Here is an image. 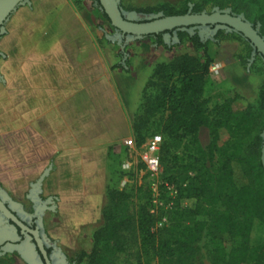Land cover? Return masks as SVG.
<instances>
[{
    "label": "rangeland",
    "instance_id": "374dc122",
    "mask_svg": "<svg viewBox=\"0 0 264 264\" xmlns=\"http://www.w3.org/2000/svg\"><path fill=\"white\" fill-rule=\"evenodd\" d=\"M66 1L70 2V7L80 15L82 25L96 44L104 63L111 65V72L121 74L116 77L114 73H111L113 78L115 77L112 78L115 84L114 91L118 93L120 99L124 102L128 125L133 119L135 120L137 115L141 114L144 108L143 102L152 99L154 88L147 86V84L150 82L152 70L156 63L169 61L172 57L185 52L200 54V51H196L187 39L183 38L184 40L181 43H177L179 41L177 36L173 38L167 35L161 36L165 45L163 43L158 44L155 38L147 37V35L137 39L131 38V36L119 37L114 32L115 27L112 26L108 17L103 15L105 13L99 2L96 0ZM46 4L47 2H35L34 6L46 8ZM235 4L230 3L220 9L229 8L231 13L237 15L236 10H233V7L236 9ZM27 5L31 7V0ZM161 5L168 6L176 12L183 13L186 11L187 13L193 4L188 3L187 0H119L118 2V6L125 15L133 12L126 10V6L155 9ZM245 5L251 9V12L249 18L244 17L252 24L255 14L264 12V0H257L251 4L247 2L241 4V6ZM24 7L27 6L24 5ZM49 7L55 8L54 5ZM213 8L215 7L210 8L208 11H202L210 13ZM158 13L161 12L153 10L148 15L136 13L137 21H146L148 17ZM193 30L190 29V31ZM198 30L202 31L203 27H199ZM259 31L260 26L258 25ZM0 37H2V34ZM200 37L202 41L208 42L207 51L213 59V62L209 65V73L202 91V97L206 100L205 107L211 110L232 95L237 96L233 102L234 109H240L247 103L255 102L259 96L261 86H264L263 57L257 53L253 54L252 47L248 48L245 38L233 30L222 31L217 35H212L208 31L203 34L200 32ZM117 65H122L123 68H119ZM103 91H105L104 88ZM97 93L102 94V89ZM31 99V104L34 105L35 102L46 113L48 112V106H52V104H48L46 97L37 96ZM87 99L88 104L96 103L94 97H88ZM146 127L147 129L142 130L144 136L142 141L134 142L135 139L130 134V126H128L125 136L117 142L120 149L113 153L114 159L111 163L112 185L115 188H124L125 190H130L132 187L141 184L144 185L149 190L153 208L162 210L165 218L169 217L170 220L178 222L182 228L191 226L197 220H205V217L201 215H186L183 212L185 208L195 206L197 175L207 168L218 166L225 156L222 151H214L213 159L209 160L207 150L212 139L209 129L201 128L197 132L196 138L184 139L174 144L171 147V153L164 162L160 163L157 172H151L141 160V154L145 150L147 139L152 134H159L161 142L164 136L159 132L157 124L152 126L147 124ZM237 129L235 136H230L226 131H221L217 142L223 146L227 145V155L235 159H242L248 156L256 146L258 135L263 140L264 110H253L249 114H242ZM31 131L32 129H28L26 135H30ZM125 140H130L132 147L126 145ZM226 140H229L230 143ZM98 156L99 154L95 153V158ZM49 163H52V161ZM35 179L36 177L15 175L0 176V193L25 213H30L31 209L36 206L38 209H36L35 214L39 223L42 218L45 224L48 220L52 221V215L49 209H44L46 206L48 208L47 199L46 196L38 192V186L33 185ZM48 200L50 203L56 201L54 198ZM100 205L101 201L99 199L92 200L83 197L72 201H63L62 210L65 215L66 228L69 229L64 230L61 226H54V230L51 229V231H53L52 237L55 238L58 235L61 238L59 243L62 251L68 252L67 254L72 252L70 256L66 257L70 261L77 249L90 246L89 232L99 222L100 211L98 208H100ZM77 221L81 222L79 224L82 227H86L88 224L87 228L80 229L77 232L75 223ZM41 226L43 227V225ZM43 231L46 232L44 227ZM0 236H2L1 232ZM4 242L3 240L0 243L3 249L0 251V264H24L22 257L12 252L13 246L9 248L10 245L4 244ZM262 243H264V223L256 222L250 233L249 253L253 254L256 246ZM199 244L201 247L196 256L197 262L199 264H215L211 259L210 252L213 243L210 242L209 237L205 236ZM152 264H155V262H152Z\"/></svg>",
    "mask_w": 264,
    "mask_h": 264
},
{
    "label": "trees",
    "instance_id": "16d2710c",
    "mask_svg": "<svg viewBox=\"0 0 264 264\" xmlns=\"http://www.w3.org/2000/svg\"><path fill=\"white\" fill-rule=\"evenodd\" d=\"M255 1L187 0L193 4L191 12L208 11L212 7L220 9L236 3L233 10L246 18H249L251 9L241 4ZM125 9L145 15L153 10L163 15L186 13L176 12L165 5L155 9L132 6ZM252 24L260 26V35L264 37V12L255 14ZM165 32L170 30L147 37L162 44L161 36ZM177 37V43L187 39L200 54L185 52L154 65L147 84L154 88L152 99L143 102L141 114L129 122L130 134L138 143L144 139L142 130L147 129L146 125L157 124L164 136L158 152L161 163L171 153L174 144L196 138L201 128L209 129L212 137L207 150L209 160L213 159L214 151H222L225 156L218 166L197 175L195 206L185 208L183 212L201 215L205 220H197L182 228L178 222L165 218L162 210L153 208L149 190L144 185L130 190L107 186L99 222L89 235L90 246L74 252L71 258L74 264H199L196 260L201 247L199 242L205 236L213 243L210 254L215 264H264V243L257 245L253 254L249 253L248 247L254 223H264L262 138L256 137V146L242 159L227 155V145L217 142L221 131L236 135L242 114L264 110V86H261L255 102L247 103L243 108L234 109L237 96L232 95L208 110L202 97L209 65L213 62L207 51L208 42L202 41L197 32L189 34L186 30H179ZM245 40L250 49L251 44Z\"/></svg>",
    "mask_w": 264,
    "mask_h": 264
},
{
    "label": "crops",
    "instance_id": "0c3cea01",
    "mask_svg": "<svg viewBox=\"0 0 264 264\" xmlns=\"http://www.w3.org/2000/svg\"><path fill=\"white\" fill-rule=\"evenodd\" d=\"M35 2H47L48 8ZM26 6L10 16L0 37V176L36 177L33 185L46 196L44 209L52 215L45 224L41 218L38 235L67 264L72 252L62 251L51 229H69L63 201L83 197L102 205L113 183V153L129 126L111 73L121 74L104 63L70 2L31 0ZM37 96L52 104L47 113L31 104ZM88 97L96 103L88 104ZM75 223L77 232L88 226ZM32 257L28 263L38 264Z\"/></svg>",
    "mask_w": 264,
    "mask_h": 264
},
{
    "label": "water",
    "instance_id": "95a60500",
    "mask_svg": "<svg viewBox=\"0 0 264 264\" xmlns=\"http://www.w3.org/2000/svg\"><path fill=\"white\" fill-rule=\"evenodd\" d=\"M103 12L108 17L112 26L122 33L129 34L131 38L137 39L146 35L159 33L165 30L173 28H181L184 30L189 25L199 24H216L215 29L220 27H226L229 30L236 31L247 39L253 48L262 55L264 59V37L258 32V25L255 27L245 19L243 14H233L230 9L213 8L212 12L206 13L202 11L200 13L190 12L191 9L185 14H173L162 15L158 13L154 16H150L146 21H137L136 13L129 12L125 15L118 6L119 0H98ZM30 0H0V34L5 31V24L10 16L21 6L27 5ZM205 30V29H204ZM213 30V31H214ZM253 51V54L255 53ZM263 140L260 149V161L264 168V132L262 134ZM6 198V197H5ZM7 199V198H6ZM11 202V201H10ZM12 204H14L12 202ZM0 212L1 214L11 220L21 230L31 233L37 243L38 249L42 253L47 264L48 258L46 256L45 249L42 245V241L38 235L37 228L29 229L24 225L4 204L0 199ZM5 236L0 237V243ZM11 246V245H10ZM9 248H12V246Z\"/></svg>",
    "mask_w": 264,
    "mask_h": 264
},
{
    "label": "flooded vegetation",
    "instance_id": "af4514ba",
    "mask_svg": "<svg viewBox=\"0 0 264 264\" xmlns=\"http://www.w3.org/2000/svg\"><path fill=\"white\" fill-rule=\"evenodd\" d=\"M215 26L216 24H206L204 26L199 25V24H194V25H189L185 27L184 30H186L189 34H192L193 32H197L199 36H200V32L203 34L206 31H208V32H211L212 35H217L219 32L229 31V29H227L226 27H220L214 30ZM199 27H203V30L202 31L198 30ZM190 29L192 30L194 29V30L190 31ZM179 30H182V29L180 27L170 29V32H165L162 34V36L164 37L167 35L173 38L174 36H177V33ZM114 32L117 35H119V37L125 38L127 36H130L129 34H126V33L124 34L120 32L116 28L114 29ZM251 47H252V51L255 52L256 50L253 48L252 45ZM0 199L4 202V204L8 207V209L29 229L39 228L40 223H39L37 215L35 214L36 209H38L36 206H34L31 209L30 213H25L23 211H20L18 207L12 204V202L6 199L5 196H3V194L1 193H0ZM0 232L2 233V236H5V238L3 239L5 241L4 244H9L13 246L12 252H15L16 254L21 256L22 260L24 261V264H30L28 262L32 261V258H33L32 256L35 257V259L38 261V264H47L42 253H40L38 249L37 243L33 235L29 233L28 231L21 230L11 220L5 218L1 214V212H0ZM44 249H45L47 258L49 259L50 262H52V264H63V262L61 261L62 257L60 255L59 256L56 255V249L54 247L49 248L48 245L45 244L44 242ZM1 250L3 249H2V245L0 244V251ZM67 261H68L67 264H74L69 259Z\"/></svg>",
    "mask_w": 264,
    "mask_h": 264
},
{
    "label": "built area",
    "instance_id": "2783aa9c",
    "mask_svg": "<svg viewBox=\"0 0 264 264\" xmlns=\"http://www.w3.org/2000/svg\"><path fill=\"white\" fill-rule=\"evenodd\" d=\"M124 143L132 147L130 140H125ZM161 143V136L159 134L152 135L147 139L145 144V150L141 154V160L145 164L146 168L151 172H157L160 167L158 158L159 147Z\"/></svg>",
    "mask_w": 264,
    "mask_h": 264
}]
</instances>
